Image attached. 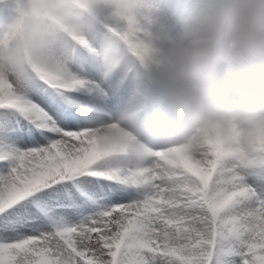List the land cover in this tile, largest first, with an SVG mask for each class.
I'll list each match as a JSON object with an SVG mask.
<instances>
[{
    "label": "snow or ice",
    "instance_id": "6c2138e0",
    "mask_svg": "<svg viewBox=\"0 0 264 264\" xmlns=\"http://www.w3.org/2000/svg\"><path fill=\"white\" fill-rule=\"evenodd\" d=\"M123 98L77 47L0 66V264H264V171L135 162Z\"/></svg>",
    "mask_w": 264,
    "mask_h": 264
},
{
    "label": "clouds",
    "instance_id": "9594fccd",
    "mask_svg": "<svg viewBox=\"0 0 264 264\" xmlns=\"http://www.w3.org/2000/svg\"><path fill=\"white\" fill-rule=\"evenodd\" d=\"M45 43L77 47L124 91L105 131L135 162L215 152L264 171V0H0V66L35 62Z\"/></svg>",
    "mask_w": 264,
    "mask_h": 264
}]
</instances>
